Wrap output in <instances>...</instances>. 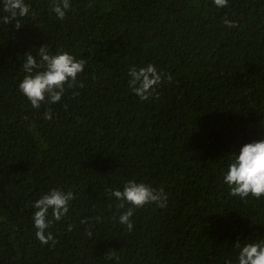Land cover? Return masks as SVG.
<instances>
[{
	"label": "trees",
	"instance_id": "trees-1",
	"mask_svg": "<svg viewBox=\"0 0 264 264\" xmlns=\"http://www.w3.org/2000/svg\"><path fill=\"white\" fill-rule=\"evenodd\" d=\"M25 2L20 29L0 22V264H238L237 241L264 240V197L244 203L224 183L228 156L264 136V0H70L63 21L51 0ZM43 45L87 63L35 109L19 83ZM148 64L173 82L141 101L127 73ZM128 180L168 197L135 209L131 232L108 192ZM53 188L74 195L46 230L55 246L32 220Z\"/></svg>",
	"mask_w": 264,
	"mask_h": 264
},
{
	"label": "clouds",
	"instance_id": "clouds-1",
	"mask_svg": "<svg viewBox=\"0 0 264 264\" xmlns=\"http://www.w3.org/2000/svg\"><path fill=\"white\" fill-rule=\"evenodd\" d=\"M218 8L228 5V0H214ZM50 11L56 17L63 21L67 12L71 9L70 0H51ZM3 12L6 15L0 17V22L9 24L16 21L15 28L22 27L19 18L27 16L30 12V5L25 0H3ZM225 25L229 28L237 27L233 21L225 19ZM38 57H34L31 51L26 52L22 71L26 74L19 83L20 92L28 99L31 106L40 109L42 104L59 103L65 92V85L69 88L77 84V77L86 66L84 59L77 60L68 52L57 50L53 54L46 45L39 47ZM168 61V60H167ZM127 75L130 77L128 86L131 91L140 98L141 101L149 100L154 94H157V87L167 76V82H173L171 73H161L154 64H148L146 67L130 66ZM83 87V84H80ZM79 93H74L78 95ZM67 108V105H65ZM45 118L51 119L50 111L45 112ZM176 120L170 121L172 125ZM229 164L224 174V183L230 189L229 195L238 197L244 203H248L249 197L253 200H259L264 197V136L250 143L244 144L238 154L229 155ZM111 196L119 201L118 208L127 210L119 216V223L126 225L127 230L131 232L134 224L131 217L134 210L142 208L145 205L155 203L157 207L166 208L168 197L163 188L156 189L145 183H138L135 180H128L123 191L108 189ZM74 199L72 191L66 194L53 188L47 194H43L40 199L34 202L36 211L32 220L35 228V235L41 244L47 245L49 241L55 246L57 241L51 232L46 230L51 226L52 221H60L69 211V202ZM52 210V219L48 218L49 210ZM97 222L101 219L97 217ZM81 224H87L88 218H83ZM74 225H68V231L71 232ZM89 236L92 233H87ZM234 247L239 250L237 257L238 264H264V240L259 242L242 243L237 241ZM115 256L114 251H110L106 257L112 259ZM226 264H232L231 260Z\"/></svg>",
	"mask_w": 264,
	"mask_h": 264
}]
</instances>
